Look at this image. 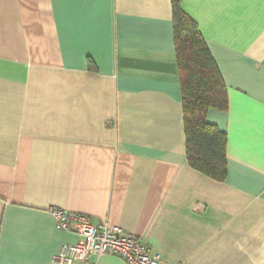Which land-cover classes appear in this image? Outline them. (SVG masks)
I'll return each mask as SVG.
<instances>
[{
    "label": "crops",
    "instance_id": "crops-1",
    "mask_svg": "<svg viewBox=\"0 0 264 264\" xmlns=\"http://www.w3.org/2000/svg\"><path fill=\"white\" fill-rule=\"evenodd\" d=\"M175 4L227 88L206 114L224 180L188 161ZM53 208L165 263L264 264V0H0V264H54L78 241Z\"/></svg>",
    "mask_w": 264,
    "mask_h": 264
},
{
    "label": "trees",
    "instance_id": "trees-1",
    "mask_svg": "<svg viewBox=\"0 0 264 264\" xmlns=\"http://www.w3.org/2000/svg\"><path fill=\"white\" fill-rule=\"evenodd\" d=\"M173 21L188 161L194 169L224 180L227 136L206 114L211 108L227 110V88L196 23L177 4Z\"/></svg>",
    "mask_w": 264,
    "mask_h": 264
},
{
    "label": "built area",
    "instance_id": "built-area-1",
    "mask_svg": "<svg viewBox=\"0 0 264 264\" xmlns=\"http://www.w3.org/2000/svg\"><path fill=\"white\" fill-rule=\"evenodd\" d=\"M52 214L59 227L78 235L74 244L63 245L54 257V264H80L90 255L112 254L121 257L126 264H169L141 238L126 233L117 225L92 223L89 216L61 208H53ZM188 264V263H178Z\"/></svg>",
    "mask_w": 264,
    "mask_h": 264
}]
</instances>
